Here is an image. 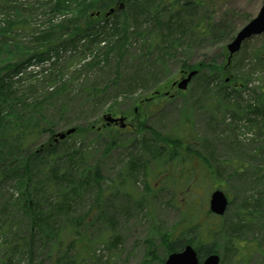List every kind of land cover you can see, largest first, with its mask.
I'll return each mask as SVG.
<instances>
[{"label": "rangeland", "instance_id": "1", "mask_svg": "<svg viewBox=\"0 0 264 264\" xmlns=\"http://www.w3.org/2000/svg\"><path fill=\"white\" fill-rule=\"evenodd\" d=\"M16 1L20 7L40 5L34 0ZM153 2L159 3V8L131 22L129 31L135 30L136 34L129 35L126 43L122 41L120 56L117 52L111 53L104 63L88 68L77 81L68 83L71 92L47 100L44 114L51 120L50 126L55 132L93 123L94 129L71 133L61 147L80 149L83 155L80 163L85 168H99L106 195L104 218L93 217L94 225L82 234L93 240L101 239L93 244L91 256L73 258L69 249L65 255L62 245L55 259L60 264H146L148 249L155 245V256L165 255L161 234L180 221L182 212L177 203L183 201V195L208 208L209 194L220 189L232 202L225 211L228 217L233 216L243 198L249 203L256 198L261 200L254 215L257 218L243 228L229 251L222 240H216L219 264H264V119L260 112H252L256 106L264 109V34L245 40L228 64L226 49L247 18L257 14L262 0ZM15 33L20 41L18 33L26 36L25 30L18 29ZM175 46L177 49L173 51ZM70 53L74 54V63L69 69L64 67L67 55L62 53L54 61L28 67L23 72L25 79L20 85L28 81L37 87L31 93L32 99L47 90L49 85L45 79L50 81L61 74L68 81L71 69L79 68L91 58L90 53L85 55V60L78 53ZM11 54L19 56L18 52L1 46L0 64ZM183 62L205 63L210 67L192 77L186 89L180 90L173 83L191 69L182 67ZM212 64L222 69L221 77L226 85L214 78ZM115 71L120 75L113 83ZM90 84L101 89L97 98L88 96L87 92L92 91ZM233 85L236 90L232 89ZM108 113L125 117L126 126L103 127L102 116ZM36 121L28 127L35 134L32 147L49 137L41 128L45 122ZM138 121L159 133L195 140L197 147H202V153L206 151L208 156L212 152L221 176L206 173L198 167L196 159L187 163L189 167H196L194 171L183 165L170 169L160 155L152 154L156 140L147 128L139 131ZM98 128L100 134L95 133ZM237 160H240L238 168L234 162ZM133 162L135 167L130 170ZM210 162L214 164L212 159ZM180 172L182 182L167 180L171 174L177 179ZM148 187L150 193L145 191ZM18 193L13 180L0 182V206L8 205L2 218L14 221L19 217ZM138 200L143 201L142 207L135 205ZM90 203L92 199L85 193L78 211H85ZM2 226L0 219V229L4 230ZM10 231L5 235L0 233V264L48 263L52 254L47 244L38 239L34 240L31 258L26 254V245L9 253L4 242L11 246L18 236L21 241L28 238L23 228L20 234ZM148 264L160 263L154 259Z\"/></svg>", "mask_w": 264, "mask_h": 264}, {"label": "trees", "instance_id": "2", "mask_svg": "<svg viewBox=\"0 0 264 264\" xmlns=\"http://www.w3.org/2000/svg\"><path fill=\"white\" fill-rule=\"evenodd\" d=\"M34 1L40 2V5L35 7L26 4L20 7L17 4L19 1L0 0V47L19 53L17 58L11 54L2 59L3 64H0V182L13 180L16 189L19 190L17 206L19 217L14 221L7 217L2 218L1 216H6L8 205L5 203L6 206L4 204L0 206V219L4 229H0V233L5 235L12 229L11 233L20 234L19 231L23 228L28 238L21 241L18 236L11 246L3 243L9 253H13L18 246L24 248L26 245V254L31 258L34 254V240L38 239L47 244L49 253L52 254L47 264H60L55 258L61 251L62 245L65 255L71 252L73 258L79 255H85V258L91 256L94 250L93 244L101 239L93 240L82 234L94 225L93 217L104 218L106 195L102 188L99 168H85L80 163L83 156L80 149L63 148V142L69 136H65L62 140H54V134L57 132L52 129L51 120L44 114L47 100L54 95L71 92L68 83L77 81L88 68L104 63L111 53L117 52L120 56L124 46L122 41L125 40L126 43L129 35L136 34L135 30L129 31L131 22L159 8V3L153 0ZM119 4L123 7L118 8ZM110 8H114V11L107 14ZM34 10L37 12L34 13ZM248 20L249 18L246 21ZM18 29L23 32L25 30V37L22 33H18L21 41L15 37V31ZM175 47L173 51L177 49ZM167 48L169 49L168 46ZM157 50L161 49L157 48ZM70 52L78 53L79 58L84 60L85 55L90 53L91 58L87 61L83 60L79 68L71 69L68 81L64 80L61 74L57 78H51L50 81L45 79L44 81L49 85L47 90L37 99H32L31 93L37 90V87L28 81L24 86L20 85L25 79L22 76L23 72L28 67L40 65L51 59L54 61V58L60 57L62 53L67 55L64 67L69 69L74 63V54ZM116 67H119L118 63ZM182 67L196 70L198 74L210 66L205 63L188 65L183 62ZM211 68L214 78L225 84L221 77L222 69L215 64H212ZM149 73L157 74V72ZM119 75L117 71L113 83ZM90 86L92 91L87 92L88 96L97 98L101 89L92 84ZM235 86L233 85L232 89L236 90ZM252 112H260L261 118L264 119L263 108L259 109L256 106ZM36 119L45 122L41 128L48 132L49 137L36 147H32V137L35 134L28 127ZM88 123L70 128H74L75 133L91 131L94 129L91 125L93 123ZM137 126L139 131L146 128L149 130L156 140L152 154L160 155L164 165L170 169L183 165L189 171H194L196 167L194 165L189 167L187 163L196 159L198 167L206 173L211 176H221L220 168L214 163L212 152H208V156L205 154L206 151L202 153L200 151L202 147L198 148L195 140L192 142L191 138L159 133L144 126L142 121H138ZM100 131L98 128L95 133L100 134ZM210 159L214 164H210ZM239 161H234L237 162V168ZM133 167L135 162L130 163V170ZM179 175L181 172L177 174L176 179L171 174L167 180L182 182ZM90 188L91 191H88ZM145 191L150 193V187ZM85 193L91 197L92 203L85 211L79 212V201ZM260 200L256 198L254 202L249 203L243 198L233 216L228 217L225 213L221 216L213 214L203 203H197L184 194L183 201L177 203L182 212L180 221L168 232L161 234L165 255L156 257L155 245L153 249H148L149 260L146 264L154 259L163 264L165 256L186 244L195 247L199 256L217 253L216 240H222L226 251H229L230 245L238 241L243 228L257 218L254 219V215L258 213ZM231 204L229 199V205ZM135 205L142 207L143 201L138 200Z\"/></svg>", "mask_w": 264, "mask_h": 264}, {"label": "water", "instance_id": "3", "mask_svg": "<svg viewBox=\"0 0 264 264\" xmlns=\"http://www.w3.org/2000/svg\"><path fill=\"white\" fill-rule=\"evenodd\" d=\"M123 5L119 4L118 8H122ZM114 11V8H110L107 14ZM264 34V0L255 16L250 18L233 36V38L226 44L228 53L227 64L230 62L232 56L237 52L241 44L251 38L252 36ZM196 70H190L185 77H182L180 81L174 82L173 86L180 90H184L187 87L188 82L196 75ZM103 119L106 124L119 122L120 127H125L123 122L124 117H113L111 114H104ZM74 132V128H68L64 132H57L54 134V140L63 139L66 135ZM229 200L227 195L220 189H214L209 196L208 208L215 215H223L227 209ZM219 255L217 253H210L206 256H199L197 251L191 244L184 245L180 250L173 251L167 255L163 264H219Z\"/></svg>", "mask_w": 264, "mask_h": 264}, {"label": "flooded vegetation", "instance_id": "4", "mask_svg": "<svg viewBox=\"0 0 264 264\" xmlns=\"http://www.w3.org/2000/svg\"><path fill=\"white\" fill-rule=\"evenodd\" d=\"M114 116H116V115H114ZM112 124H114V125H115V122H114V123H112ZM112 124H111V125H112ZM111 125H110V126H111Z\"/></svg>", "mask_w": 264, "mask_h": 264}]
</instances>
